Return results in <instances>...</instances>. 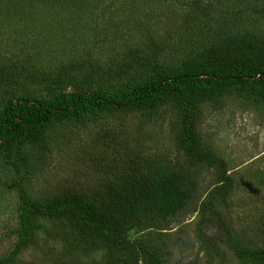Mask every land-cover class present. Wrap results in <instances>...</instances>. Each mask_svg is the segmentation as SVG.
<instances>
[{
	"label": "trees",
	"instance_id": "obj_1",
	"mask_svg": "<svg viewBox=\"0 0 264 264\" xmlns=\"http://www.w3.org/2000/svg\"><path fill=\"white\" fill-rule=\"evenodd\" d=\"M70 1L73 19L89 15L93 23L109 10L102 8L104 0ZM201 2H188L183 34L209 33L208 24L197 22ZM89 28L91 49L119 38L98 25ZM215 29L212 38L172 65L160 59L161 45L146 57L125 47L122 59L106 69L89 50L81 59L58 62L52 75L26 71L23 59L0 63V97L5 96L0 157L14 170L19 208L16 239L0 264H38L17 256L39 231L62 244L51 264H82L80 256L91 252H101L97 264H172L168 250L184 245L176 237L181 229L172 233L170 223L189 213L196 214L198 248L186 264H232L226 249L235 264H264L262 239L237 231L221 208L235 187L234 170L201 130L207 106L219 110L234 95L264 104V35ZM138 67L146 76L133 73ZM102 75L124 81L112 92L93 88ZM30 84L45 85L48 94H35ZM100 114L134 117L135 123L128 128L121 120L95 133L85 158L94 181L85 188L63 185L51 196L30 197L22 147L45 148L49 126ZM203 171L213 173L205 188Z\"/></svg>",
	"mask_w": 264,
	"mask_h": 264
},
{
	"label": "rangeland",
	"instance_id": "obj_2",
	"mask_svg": "<svg viewBox=\"0 0 264 264\" xmlns=\"http://www.w3.org/2000/svg\"><path fill=\"white\" fill-rule=\"evenodd\" d=\"M190 1L104 0L101 6L109 10L91 23L89 15L73 19L70 0H0V63L23 59L27 60L26 71L49 75L58 62L81 59L89 50L97 64L106 69L122 59L125 47H135L146 57L161 45L160 59L172 65L212 38L218 32L216 27L238 34L264 35V0H202L197 22L208 24L209 33L190 32L186 36V26L181 25ZM90 25L107 29L109 36L118 33L119 38L91 49ZM137 69L133 72L136 76H146L144 68ZM122 81L102 75L93 88L112 92ZM29 88L35 94H48L43 84H30ZM4 100L5 96H1L0 109ZM124 119L122 114H100L79 123H54L45 133L47 147L24 145L20 152L28 161L26 187L30 197L51 196L63 185L85 188L91 184L95 173L85 158L94 146L95 133L100 127L116 125L121 120L126 127H134V117ZM201 130L234 170L235 187L221 208L237 231L264 242V104L234 95L219 110L207 106ZM14 177L13 168L0 157V257L7 254L16 239L13 230L18 225L19 208L18 192L12 186ZM202 178L205 188L212 183L213 173L203 171ZM195 216L180 215L170 223L172 233L181 229L176 237H181L184 245L167 249L172 264H186L196 254ZM61 251L60 242L47 239L39 231L17 260L51 264ZM226 252L227 260L235 264L233 253L227 249ZM101 255L91 252L80 256V262L97 264ZM203 259L201 251L200 261Z\"/></svg>",
	"mask_w": 264,
	"mask_h": 264
}]
</instances>
